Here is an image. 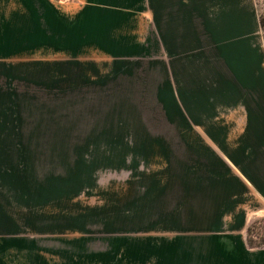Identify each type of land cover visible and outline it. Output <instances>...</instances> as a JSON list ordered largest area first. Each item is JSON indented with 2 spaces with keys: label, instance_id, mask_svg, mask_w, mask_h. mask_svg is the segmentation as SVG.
<instances>
[{
  "label": "rangeland",
  "instance_id": "374dc122",
  "mask_svg": "<svg viewBox=\"0 0 264 264\" xmlns=\"http://www.w3.org/2000/svg\"><path fill=\"white\" fill-rule=\"evenodd\" d=\"M47 9H28L36 16L25 34L16 16L0 23V264H146L159 253L156 234L193 227L182 212L185 183L200 171L193 161L218 159L194 131H247L248 123L199 107L198 118L181 119L174 104L160 118L143 70L137 101L102 103L74 77V62L49 59ZM228 9L264 60V0Z\"/></svg>",
  "mask_w": 264,
  "mask_h": 264
},
{
  "label": "crops",
  "instance_id": "0c3cea01",
  "mask_svg": "<svg viewBox=\"0 0 264 264\" xmlns=\"http://www.w3.org/2000/svg\"><path fill=\"white\" fill-rule=\"evenodd\" d=\"M233 2L0 0V23L16 16L23 34L36 16L28 9L48 8L49 59L74 62V77L97 88L102 103L137 101L143 70L150 74L147 103L162 119L174 104L181 119L198 118L199 107L203 114L212 109L211 118L228 112L247 121V131H194L218 159L204 154L193 161L200 171L185 183L182 208L193 227L156 234L159 253L146 264H264V243L252 242L264 238V60L248 47L242 24L233 29ZM190 104L198 105L192 114Z\"/></svg>",
  "mask_w": 264,
  "mask_h": 264
}]
</instances>
